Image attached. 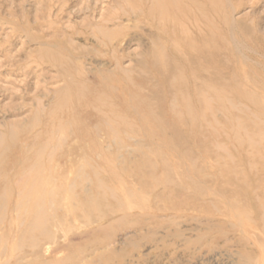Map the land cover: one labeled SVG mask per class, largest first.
<instances>
[{
  "label": "rangeland",
  "instance_id": "rangeland-1",
  "mask_svg": "<svg viewBox=\"0 0 264 264\" xmlns=\"http://www.w3.org/2000/svg\"><path fill=\"white\" fill-rule=\"evenodd\" d=\"M141 1L0 0V193L7 183L56 177L75 182L73 202L106 198L97 211L102 220L91 223L82 206L76 229L59 231L68 248L47 257L68 259L50 264H264V0H226L227 17L220 0L168 7L182 31L168 24L176 37L166 50L174 42L187 52L184 63L191 60L212 96L226 99L209 134L178 139L180 151H159L162 137L115 141L107 134L112 123L143 126L110 108L121 100L108 87L118 81L111 75L117 50L140 72L162 36L151 17L133 12ZM110 22L120 31L107 43ZM194 43L199 49L191 50ZM74 145L82 149L72 153ZM106 151L118 153L112 168ZM170 169L181 172L172 178ZM115 170L130 192L115 198L105 188L100 196L101 179ZM182 172L200 185L186 183Z\"/></svg>",
  "mask_w": 264,
  "mask_h": 264
},
{
  "label": "bare ground",
  "instance_id": "bare-ground-1",
  "mask_svg": "<svg viewBox=\"0 0 264 264\" xmlns=\"http://www.w3.org/2000/svg\"><path fill=\"white\" fill-rule=\"evenodd\" d=\"M183 2L184 0H145L141 1L139 7L137 6L133 10V12L137 11L140 16L151 17L155 21V25H159L162 36L157 38L156 45L149 49L146 57L142 59L139 67L141 73L138 71V67L130 66L131 64L125 62V56L130 55L128 52L123 55L117 50L115 53L114 60L118 63V68L117 70L113 69L111 75H115L118 81L113 80L112 83L109 80L108 87L120 98L121 102L114 100L110 108L120 118L136 115L143 126L135 128L131 124L132 120L127 121L126 125L112 123L111 127L107 128V134L111 140L116 141L131 136L162 137V142L156 145L159 151L169 149H171L170 151H180L177 140L191 141L204 137V135L207 136L211 121L219 113L216 106L219 108L225 106V96L218 98L212 96V86L209 80H203L196 69L191 70V60L184 63V60L187 59V52L178 50L180 47L174 42L171 43V46H174L171 49L172 52L168 53L166 50L170 46L167 39L173 40L176 37L173 26H168V24L176 23L177 35L182 31L178 16L169 12L168 7L171 3L182 5ZM199 2L203 4V0H190L189 4L194 5ZM219 8L227 17L226 0L219 1ZM207 16L211 19L210 14ZM103 29L107 36V43H110L108 37H113L120 31L119 27H114L111 22L106 23ZM197 47V44L194 43L191 45V50L199 49ZM202 51L208 57L211 56L209 48L205 47ZM174 54L178 57L177 59ZM192 54L195 58L199 56L195 52ZM189 72L192 74L189 75ZM164 108L168 109L166 113L159 111L165 110ZM103 145L105 144L103 143ZM79 149H82V145H74L70 150L75 153ZM190 150L194 151L195 147H190ZM106 153L111 159L107 158L104 164L106 167L112 168L116 164L118 153L111 151H106ZM62 156L63 160L69 159L67 157L69 154ZM52 157L56 162L60 158L57 153ZM178 172L181 171L170 169L168 173L170 177L175 178V174ZM182 173L186 183L200 185L195 177L192 178L191 175ZM121 179L123 178L119 172L114 173L109 179H101L103 182L101 181L100 184L99 195L103 194L105 188L106 192H110L115 198L126 195L130 191H124L117 184ZM39 180L36 184L26 186L7 183L10 185L5 188L3 193H0V264L63 262L68 259V256L62 257L60 260H52L47 257L51 252H66L68 248L66 244L59 243L61 242L58 240L59 231L66 229L71 234L70 231L76 229L82 221V206L89 209L91 223H97L103 218L99 217L97 213L98 207H101L103 203L101 199L103 197L98 198L87 194L89 196L82 198L81 195L80 201L76 203L72 201L77 196L75 182L67 179L62 181L56 177L48 181ZM55 210H61L62 213L65 211L61 214L62 218L55 215ZM68 213L72 215L68 216ZM11 254L18 258L17 261L9 263L10 259L6 260ZM32 255L44 260L38 263L37 260L31 258Z\"/></svg>",
  "mask_w": 264,
  "mask_h": 264
}]
</instances>
